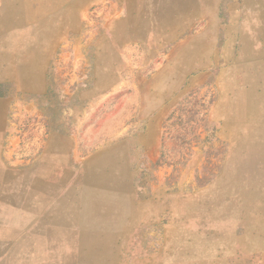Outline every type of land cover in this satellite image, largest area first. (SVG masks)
Wrapping results in <instances>:
<instances>
[{
    "label": "rangeland",
    "instance_id": "1",
    "mask_svg": "<svg viewBox=\"0 0 264 264\" xmlns=\"http://www.w3.org/2000/svg\"><path fill=\"white\" fill-rule=\"evenodd\" d=\"M0 264H264V0H0Z\"/></svg>",
    "mask_w": 264,
    "mask_h": 264
}]
</instances>
